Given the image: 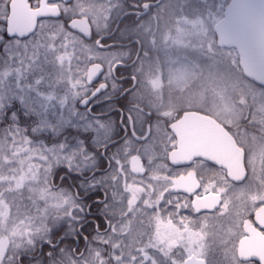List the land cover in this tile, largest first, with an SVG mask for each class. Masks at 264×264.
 <instances>
[{"label":"flooded vegetation","instance_id":"1","mask_svg":"<svg viewBox=\"0 0 264 264\" xmlns=\"http://www.w3.org/2000/svg\"><path fill=\"white\" fill-rule=\"evenodd\" d=\"M217 1L0 0L4 42L59 34L52 43L55 53L66 50V35L90 49L92 58L80 54L88 92L76 107L81 122L93 121V130L77 133L83 143V134L95 138V129L103 127L106 139L103 146L92 142L95 152L83 143V152L94 159L91 167L72 170L59 165L49 171L51 190L46 192L71 196L69 213L55 222L46 211L47 226L36 228L33 237L32 232L22 236L32 243L15 252L10 240L14 238L0 236L8 240L0 264H69L68 260L83 261L92 248L109 256L182 258L180 264L190 257L207 264H264V87L240 72L257 90L244 93L226 76L197 100L165 78L168 43L180 21L205 16L209 5L218 7ZM221 8L212 33L223 17ZM17 9L20 21L34 25L24 39L6 35L8 17ZM82 32H89V37ZM93 65L100 66V73H90L87 79ZM97 76L101 83L93 84ZM84 100L89 101L87 107ZM13 110L17 125L30 127L32 121H24L14 102ZM35 139L45 146L57 144L49 133ZM146 150L152 152L153 168L143 157ZM101 157L108 161L106 167L100 165ZM132 157L140 160L142 173L129 168ZM238 175L244 179L230 178ZM97 190L103 193L99 203L85 201ZM89 204L95 205L91 213ZM97 214L107 227L91 226ZM82 225H89L87 231ZM185 225L193 236L184 244L187 249L172 235Z\"/></svg>","mask_w":264,"mask_h":264},{"label":"rangeland","instance_id":"2","mask_svg":"<svg viewBox=\"0 0 264 264\" xmlns=\"http://www.w3.org/2000/svg\"><path fill=\"white\" fill-rule=\"evenodd\" d=\"M217 2L218 7L214 4L213 9L209 5L205 16H196L192 21H180L175 38L168 43L165 78L171 87L181 90L186 88V92L196 95L197 100L203 90L214 87L219 78L226 76L236 80L244 93L256 89L239 75L235 51L216 46L212 25L220 18L221 7L228 0ZM57 36L59 34L48 37L39 33L26 41L7 42L0 36V44L3 43L0 46L4 47L7 55L0 68V121L5 110L11 111L13 102L19 105L25 116L24 121H32L27 133L25 126L17 125L13 110L6 116L9 124L0 128V236L14 238L10 239L13 252L24 244L32 243L22 240V236L32 232L33 237L36 228L39 231L47 226L44 225L46 211H51L48 218L55 222L70 211L71 196L65 193L61 195V191L46 192L51 190L47 189L49 171L59 165L82 170L91 167L94 161L89 153L83 152L84 146L78 135L69 139L63 137L60 143L50 146L35 139L42 133L56 137L66 129L83 132L93 130V121L81 122L76 107L78 100L88 92L82 75L84 59L80 54L88 58L93 55L89 54V48L70 35L65 36L66 50L55 53L52 43ZM159 76H155L158 81ZM192 81H195L193 85L190 84ZM103 130V127H99L94 131L92 142L97 147L106 143ZM144 153L143 157L153 168L152 152L146 150ZM66 206L68 209L65 210ZM172 235L186 249L184 244L191 243L193 237L186 225L177 232L173 230ZM96 250L92 248L83 261L68 262L174 264L175 261L180 264L182 259L109 256L99 254Z\"/></svg>","mask_w":264,"mask_h":264},{"label":"water","instance_id":"3","mask_svg":"<svg viewBox=\"0 0 264 264\" xmlns=\"http://www.w3.org/2000/svg\"><path fill=\"white\" fill-rule=\"evenodd\" d=\"M13 4L15 2L13 1ZM16 11L12 10L8 17L7 37L24 39L34 30L33 23H23ZM88 28V25H86ZM213 33L218 47L234 50L237 55V66L243 76L264 87V0H229L223 7V17L214 25ZM89 37V32H82ZM99 74L100 66L93 65L90 73ZM89 83V80H87ZM82 105V103L80 104ZM129 168L135 173H142V165L137 157H132ZM233 181H241L244 175L230 177ZM264 213V211H263ZM8 248V240L0 239V262ZM203 260L190 257L187 264H201Z\"/></svg>","mask_w":264,"mask_h":264},{"label":"snow or ice","instance_id":"4","mask_svg":"<svg viewBox=\"0 0 264 264\" xmlns=\"http://www.w3.org/2000/svg\"><path fill=\"white\" fill-rule=\"evenodd\" d=\"M97 46L98 47H103L102 41H98L97 42ZM118 69H119V66H118ZM92 83L93 84H100L101 83L100 77L97 76L96 79ZM106 88H107V85L105 84V85H103L101 91L106 90ZM97 95H99V92L93 94L94 98ZM82 103H83L84 107H87L89 101L84 100V101H82ZM127 119L131 120V117L129 116ZM93 139H94V136H93L92 133H85V134L82 135V141L85 144L86 149L88 151H90V152H95V149L93 148V145H92ZM115 146L116 145H108V148L115 147ZM96 155H99V153H96ZM112 163L116 164V161H112ZM107 164H108V161H105L103 159V157H101L100 158V165L106 167ZM61 170H64V169H61ZM98 196H103V193L99 192V190H97L96 192H90L88 196L84 197V199H85V201L97 200V203H99ZM93 207H95V205L89 204V213H91V210H92ZM95 220L97 221V223L91 225L93 228L107 227V222L103 221V218L99 214H97L95 216ZM87 227H89V225H82L81 226L83 231H87ZM56 231H59V229H57ZM77 235H79V233H77ZM47 255L49 257H51L52 254H51V252H49ZM154 264H155V262H154ZM174 264H176L175 261H174ZM185 264H187V262H185ZM201 264H207V262L206 261H202Z\"/></svg>","mask_w":264,"mask_h":264},{"label":"trees","instance_id":"5","mask_svg":"<svg viewBox=\"0 0 264 264\" xmlns=\"http://www.w3.org/2000/svg\"><path fill=\"white\" fill-rule=\"evenodd\" d=\"M7 57V55H5V53H2V49L0 48V63L2 62L3 58ZM10 109L5 110L4 113L2 114V120L0 121V128L4 127L5 125H8L9 122L6 120L5 115L7 116V114H9ZM26 127V132L28 133V125H25ZM78 135L77 131L71 130V129H66L63 132H61L58 136L56 137H52L54 141H57L56 143H58V141H62L63 137L65 139H69L70 137L72 138H76ZM55 143V142H52Z\"/></svg>","mask_w":264,"mask_h":264}]
</instances>
